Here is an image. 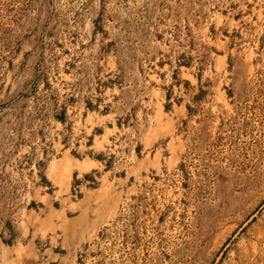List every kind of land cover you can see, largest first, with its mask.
Masks as SVG:
<instances>
[{
  "label": "rangeland",
  "instance_id": "1",
  "mask_svg": "<svg viewBox=\"0 0 264 264\" xmlns=\"http://www.w3.org/2000/svg\"><path fill=\"white\" fill-rule=\"evenodd\" d=\"M0 264H264V0H0Z\"/></svg>",
  "mask_w": 264,
  "mask_h": 264
},
{
  "label": "bare ground",
  "instance_id": "2",
  "mask_svg": "<svg viewBox=\"0 0 264 264\" xmlns=\"http://www.w3.org/2000/svg\"><path fill=\"white\" fill-rule=\"evenodd\" d=\"M68 164H69V163H68ZM68 164H67V165H68ZM67 169H68V168H67ZM67 169H66V170H67ZM66 170H65V171H66Z\"/></svg>",
  "mask_w": 264,
  "mask_h": 264
}]
</instances>
